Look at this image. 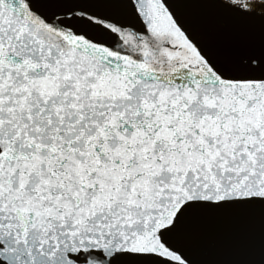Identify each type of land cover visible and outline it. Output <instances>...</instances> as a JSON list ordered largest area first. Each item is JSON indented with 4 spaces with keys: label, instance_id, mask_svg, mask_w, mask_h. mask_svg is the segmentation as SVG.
<instances>
[{
    "label": "snow or ice",
    "instance_id": "obj_1",
    "mask_svg": "<svg viewBox=\"0 0 264 264\" xmlns=\"http://www.w3.org/2000/svg\"><path fill=\"white\" fill-rule=\"evenodd\" d=\"M181 3L226 5L258 43L238 31L221 54ZM256 7L0 0V264H194L200 217L264 220Z\"/></svg>",
    "mask_w": 264,
    "mask_h": 264
},
{
    "label": "water",
    "instance_id": "obj_2",
    "mask_svg": "<svg viewBox=\"0 0 264 264\" xmlns=\"http://www.w3.org/2000/svg\"><path fill=\"white\" fill-rule=\"evenodd\" d=\"M104 14L124 16L116 4L95 5ZM177 9L209 47L221 54L233 33L258 43L257 26H239L227 16L226 5L181 3ZM258 20V18H257ZM194 264H264V220L259 211H226L202 216L194 235L185 238Z\"/></svg>",
    "mask_w": 264,
    "mask_h": 264
},
{
    "label": "clouds",
    "instance_id": "obj_3",
    "mask_svg": "<svg viewBox=\"0 0 264 264\" xmlns=\"http://www.w3.org/2000/svg\"><path fill=\"white\" fill-rule=\"evenodd\" d=\"M229 2H232V0H229ZM252 2L257 5L264 4V0H252ZM255 11L259 15H264V7H256Z\"/></svg>",
    "mask_w": 264,
    "mask_h": 264
}]
</instances>
